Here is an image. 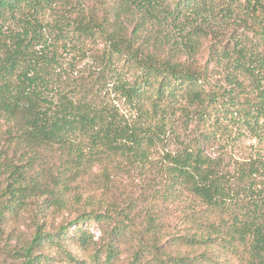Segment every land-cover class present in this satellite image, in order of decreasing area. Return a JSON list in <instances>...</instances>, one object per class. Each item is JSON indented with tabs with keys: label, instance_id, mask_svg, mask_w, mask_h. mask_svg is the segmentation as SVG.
I'll return each mask as SVG.
<instances>
[{
	"label": "trees",
	"instance_id": "1",
	"mask_svg": "<svg viewBox=\"0 0 264 264\" xmlns=\"http://www.w3.org/2000/svg\"><path fill=\"white\" fill-rule=\"evenodd\" d=\"M124 250L264 264V0H0L2 264Z\"/></svg>",
	"mask_w": 264,
	"mask_h": 264
},
{
	"label": "rangeland",
	"instance_id": "2",
	"mask_svg": "<svg viewBox=\"0 0 264 264\" xmlns=\"http://www.w3.org/2000/svg\"><path fill=\"white\" fill-rule=\"evenodd\" d=\"M62 216L60 214H55L52 217H50L48 220V228H50V230L52 231H56L58 229V226L61 222ZM90 229L93 232H96L97 234L99 233V230L97 229V226L95 224H92L90 226ZM18 230L22 232V235L25 238H30L32 237V231H33V227H31V223H21L18 226ZM68 248L69 250L75 254L76 256H80L81 259L85 258V255L87 254V252L83 251L82 248L78 245L76 240H71L68 244ZM86 251H88V249H86ZM51 253L54 254V252L51 250ZM63 258V259H62ZM60 259L55 260L54 264H74V263H70L68 261V259H65V257H62ZM120 263L119 264H124L127 262V251L124 250L123 254L121 255V259H120ZM0 264H2V259L0 257ZM76 264H80V263H76Z\"/></svg>",
	"mask_w": 264,
	"mask_h": 264
}]
</instances>
